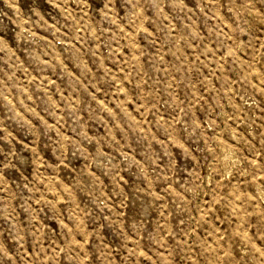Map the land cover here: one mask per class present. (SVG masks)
Returning <instances> with one entry per match:
<instances>
[{
  "label": "rangeland",
  "instance_id": "rangeland-1",
  "mask_svg": "<svg viewBox=\"0 0 264 264\" xmlns=\"http://www.w3.org/2000/svg\"><path fill=\"white\" fill-rule=\"evenodd\" d=\"M0 264H264V0H0Z\"/></svg>",
  "mask_w": 264,
  "mask_h": 264
}]
</instances>
